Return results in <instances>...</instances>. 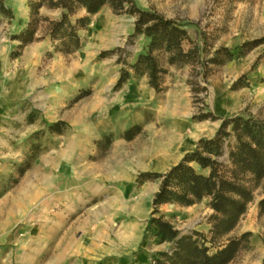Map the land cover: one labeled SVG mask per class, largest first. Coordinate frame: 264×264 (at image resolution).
I'll return each mask as SVG.
<instances>
[{
    "label": "rangeland",
    "instance_id": "rangeland-1",
    "mask_svg": "<svg viewBox=\"0 0 264 264\" xmlns=\"http://www.w3.org/2000/svg\"><path fill=\"white\" fill-rule=\"evenodd\" d=\"M29 1L5 0L14 17L0 14V264H102L99 248L111 241L121 263L148 264L171 247L150 223L160 179H138L165 172L143 164L162 162L154 153L162 135L176 122L187 148L199 135L188 153L215 135L222 117L242 113L264 122V41L244 55L238 50L264 40V0H135L184 24L185 49H199L198 60L184 65L155 52L167 70L160 92L131 68L150 43L144 34L131 37L134 15L104 5L79 30L80 48L64 54L55 51L47 22L26 46L14 38L28 26ZM40 15L58 19L62 10L43 6ZM87 15L82 8L71 20ZM220 47L233 49L234 57L211 62ZM122 69L130 77L116 88ZM204 114L213 117L193 118ZM183 116L189 125L199 123L193 131ZM249 185L246 213L228 234L206 243L214 252L250 232L228 264H256L264 255V177ZM208 202L167 203L155 216L209 241L214 211Z\"/></svg>",
    "mask_w": 264,
    "mask_h": 264
},
{
    "label": "trees",
    "instance_id": "trees-1",
    "mask_svg": "<svg viewBox=\"0 0 264 264\" xmlns=\"http://www.w3.org/2000/svg\"><path fill=\"white\" fill-rule=\"evenodd\" d=\"M30 21L27 28L19 35L21 46L38 40V31L42 22H47V34L54 49L64 54H72L80 48L79 30L89 23L90 15L109 4L117 13H128L136 17L134 33L131 37L144 34L150 38L148 50L141 53L131 66L137 74H145L150 85L158 92L163 90V77L166 68L159 61L156 51L167 55V63L184 65L198 60L197 46L185 49L190 41L185 25L177 19L167 18L154 9L145 10L137 6L135 0H30ZM61 9L58 19L40 15V8ZM85 9L87 16L71 17L79 10ZM0 14L12 19L13 10L0 0ZM263 39L244 42L238 47L239 55H244ZM234 57V50L220 47L211 62L224 63ZM130 77L128 69H122L116 88L121 87ZM213 115L193 116L204 119ZM61 122L54 126H59ZM197 165L200 170L196 168ZM264 177V122L242 113L222 117V123L211 138H201L196 148L168 171L144 172L138 177L139 182L160 179V186L155 193L150 223L158 229L160 242H170L168 250L161 251L148 264H228L238 254L245 232L240 238H229L210 252L207 242L214 244L217 237L228 234L246 213L252 200L253 190L249 179ZM208 197V205L214 211L213 224L210 229L211 239L200 231L182 234L163 215L155 216L160 207L167 203L193 205ZM260 214L264 213V198L259 202ZM264 264V258H263Z\"/></svg>",
    "mask_w": 264,
    "mask_h": 264
},
{
    "label": "crops",
    "instance_id": "crops-1",
    "mask_svg": "<svg viewBox=\"0 0 264 264\" xmlns=\"http://www.w3.org/2000/svg\"><path fill=\"white\" fill-rule=\"evenodd\" d=\"M174 112H175V110H174ZM181 119L186 122V120L184 119V116H183V118L181 117ZM197 124H199V123H197ZM197 124H195V125H197ZM187 125L191 128V131L194 130L195 125H189L188 123H187ZM199 128H200V126H197V128H196L197 134H199V132H200ZM175 131H181V133L179 134V138L177 137V139H175V140H169L170 136H172V134ZM184 131L185 130H184L182 124L179 122H176V124L171 126L170 132L162 135L161 142L158 144V146L154 150L155 154H159V157L161 158L162 162L161 163H153L149 160H146L143 162V164L147 165V167L149 169H153V170H156V168H158V169L165 168V172L171 168V167L169 168V165L177 164L178 161H180V159L183 157L184 153H186L187 151H189L193 148V146L195 145V140L199 136L198 135L196 137L189 138L187 141H192V146L187 148L188 142L184 141V136H183ZM185 148H187V149L185 150ZM174 160H176V161L172 162L169 165H165V164H168L169 162L174 161ZM166 167H167V169L168 168L169 169L167 170ZM162 173H164V172H162ZM201 224L198 226H201ZM113 246H114V243L111 241L109 246H106V244L103 243L102 246L99 248L101 251V255L103 256V259H104L102 264H125V262L121 263V259H119L118 257H113V254L119 253L118 248L116 250V249H114ZM263 256L264 255H262L261 259L256 264H262Z\"/></svg>",
    "mask_w": 264,
    "mask_h": 264
}]
</instances>
